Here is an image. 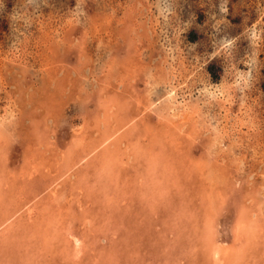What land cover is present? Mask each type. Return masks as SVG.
Segmentation results:
<instances>
[{"label":"rangeland","instance_id":"obj_1","mask_svg":"<svg viewBox=\"0 0 264 264\" xmlns=\"http://www.w3.org/2000/svg\"><path fill=\"white\" fill-rule=\"evenodd\" d=\"M0 208V264H264V0H0Z\"/></svg>","mask_w":264,"mask_h":264},{"label":"bare ground","instance_id":"obj_2","mask_svg":"<svg viewBox=\"0 0 264 264\" xmlns=\"http://www.w3.org/2000/svg\"><path fill=\"white\" fill-rule=\"evenodd\" d=\"M80 51V50H79ZM130 87V86H129ZM169 96V95H168ZM174 97V96H173ZM175 99V98H174ZM171 100V99H170ZM173 100V99H172ZM173 103H172V101H171V105H172ZM175 107H176V105H175ZM178 107V106H177ZM167 108H168V106H167ZM174 109H176V108H174ZM178 109V108H177ZM177 114V113H176ZM181 117V116H180ZM187 117V116H186ZM169 123V122H168ZM168 128H170V127H168ZM99 133V132H98ZM83 138V137H82ZM84 138H88V137H84ZM105 140V139H104ZM80 141H81V138H80ZM84 141H85V139H84ZM100 143H101V141H100ZM78 145V144H77ZM83 145H84V143H83ZM106 146H107V143L105 144ZM102 147H104L103 145H102ZM96 149H97V147H95ZM100 148V147H99ZM109 148V147H108ZM111 148V147H110ZM88 151V150H87ZM106 151V150H105ZM107 152V151H106ZM116 153V152H115ZM136 153V152H135ZM108 154V153H107ZM117 154V153H116ZM66 155V154H65ZM68 155V154H67ZM64 157V156H63ZM65 159V158H64ZM211 159V158H210ZM97 160V159H96ZM112 162V161H111ZM112 167V166H111ZM113 168V167H112ZM103 169V168H102ZM104 169H105V165H104ZM110 183V182H109ZM98 190V189H97ZM57 197V196H56ZM252 207V206H251ZM1 209V208H0ZM64 209V208H63ZM55 210H57V209H55ZM30 212H31V210H30ZM51 212V211H50ZM55 212V211H54ZM58 213V212H57ZM42 214V213H41ZM75 214V213H74ZM47 216V215H46ZM247 216H249V215H247ZM45 217V216H44ZM53 217V216H52ZM54 218V217H53ZM211 218V217H210ZM248 218V217H247ZM47 219V218H46ZM55 219V218H54ZM50 220V219H49ZM209 219H207V221H208ZM246 221V220H245ZM251 221H253V220H251ZM47 222H48V220H47ZM243 222V221H242ZM60 223V222H59ZM211 223H213V222H211ZM252 223V222H251ZM209 226H210V224H208ZM212 225V224H211ZM206 226V225H205ZM208 226V227H209ZM248 226V229H250V227H249V225H247ZM246 226V227H247ZM253 226H256L255 224H251V228L253 227ZM56 227V226H55ZM253 228H255V227H253ZM252 228V231H254V229ZM211 229V228H210ZM213 229V228H212ZM208 230H209V228H208ZM247 230V229H246ZM260 230V229H259ZM210 231V230H209ZM251 231V230H250ZM254 232H256V231H254ZM253 232V233H254ZM211 233V232H210ZM214 233V232H213ZM259 233H260V231H259ZM255 234V233H254ZM253 235V234H252ZM213 236H215V234L213 235ZM209 237H211V236H209ZM215 238V237H214ZM214 238H213V240H214ZM73 239V238H72ZM209 239V238H208ZM210 240V239H209ZM75 242L76 243H79V244H81L80 243V240H79V238H76L75 239ZM82 242V241H81ZM215 242V241H214ZM213 242V243H214ZM249 243V242H248ZM78 244V245H79ZM212 244V243H211ZM77 245V244H76ZM210 245V244H209ZM218 245V244H217ZM216 244H214L213 246H211L212 247V251H211V255H212V257H213V259H216L215 257H217L218 259H219V261L221 260V257L222 256H220V255H222L221 254V250L219 251V249H221V248H218V246H217ZM49 246V245H48ZM237 247V246H236ZM210 248V247H209ZM254 248V247H253ZM226 249V248H225ZM51 250V249H50ZM230 251V250H229ZM77 252V251H76ZM209 252V251H208ZM226 252V251H225ZM241 253V252H240ZM227 254H228V252H227ZM207 255V254H206ZM226 256V255H225ZM211 257V258H212ZM237 257H239V256H237ZM228 258H229V256H228ZM231 260V259H230ZM230 260H229V262H230ZM211 261V260H210ZM222 261V260H221ZM220 263V262H219ZM224 264V263H223Z\"/></svg>","mask_w":264,"mask_h":264}]
</instances>
